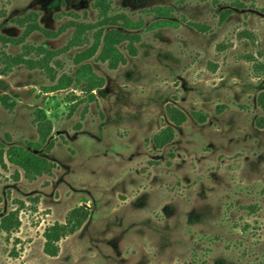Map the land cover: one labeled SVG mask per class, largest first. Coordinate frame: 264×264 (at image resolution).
I'll use <instances>...</instances> for the list:
<instances>
[{"label": "rangeland", "instance_id": "1", "mask_svg": "<svg viewBox=\"0 0 264 264\" xmlns=\"http://www.w3.org/2000/svg\"><path fill=\"white\" fill-rule=\"evenodd\" d=\"M234 1L0 0L1 35L20 36L13 19L29 11L46 29L66 26L54 38H26L49 49L68 43L71 21L96 22L102 4L144 22L135 52L122 48L124 63L110 68L96 60L99 50L85 61L103 79L91 94L45 92L73 73L74 55L88 44L58 55L52 80L39 68H7L3 53L21 48L0 41V150L39 140L35 109L51 125L39 150L49 173L0 164V218L17 210L20 220L16 231L0 230V264H264V127L256 124L264 115V0ZM155 5L174 7L177 26L149 27ZM4 96L15 105L5 107ZM169 104L188 119L157 149L151 137L171 124ZM78 205L89 218L47 255L44 229Z\"/></svg>", "mask_w": 264, "mask_h": 264}, {"label": "trees", "instance_id": "2", "mask_svg": "<svg viewBox=\"0 0 264 264\" xmlns=\"http://www.w3.org/2000/svg\"><path fill=\"white\" fill-rule=\"evenodd\" d=\"M236 7H243L244 4L239 0L233 3ZM101 11L96 22L71 21L70 25L73 31L68 43L59 49H49L42 45H32L26 42V38L33 32H40L47 38H54L60 35L66 26L58 28L56 31L46 29L39 23V14L29 11L13 19V22L23 29L18 37L6 36L0 34V41L3 45H18L21 51L17 54L3 53V60L7 68L11 66L24 65L28 69L39 68L46 71L52 80L56 77L54 67L50 64L52 61L59 66L57 56L74 46L88 44V46L77 52L73 60L79 63V66L73 70L72 74L61 73L51 86L45 87V92H51L58 89L68 88L70 86L80 87L84 93L91 94L92 90L101 86L102 77L98 76L92 69L90 63L85 61L91 58L99 50L96 60L106 62L110 68H115L120 63L125 62V55L122 48H125L130 54L135 52L134 43L139 41L138 30L144 25L142 19L134 20L125 13L108 14L106 7ZM148 13H153L155 19L149 27L177 26V16L174 14L175 8L166 5H155L149 8ZM230 13L225 9L221 12L220 18L224 19ZM67 26V27H69ZM91 32V33H90ZM32 55L34 57H32ZM264 69V63L260 65ZM260 90L257 101L261 108H264V88L259 85ZM2 104L11 108L15 105L12 100L7 101L6 96L1 97ZM221 108V107H220ZM166 116L171 121L164 128L154 133L151 137L152 144L161 149L171 143L175 137V127L181 126L187 121L186 113L174 106L166 105ZM36 126L39 140L36 142L27 141L25 145H11L5 151L0 150V164H4L5 158L10 163L21 168L28 176L49 173L51 165L44 156L39 154V150L46 142L51 130L50 121L42 109H35ZM192 117L200 122L206 120V114L202 111H191ZM259 127H264V115L256 119ZM255 209L254 205L249 206ZM90 211L86 206L78 205L73 207L66 214L63 222H54L47 226L43 231V251L49 256H56L59 252V242L65 236L77 231L83 223L89 218ZM20 220L17 210H11L0 218V230L11 233L19 228Z\"/></svg>", "mask_w": 264, "mask_h": 264}]
</instances>
